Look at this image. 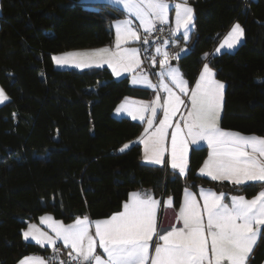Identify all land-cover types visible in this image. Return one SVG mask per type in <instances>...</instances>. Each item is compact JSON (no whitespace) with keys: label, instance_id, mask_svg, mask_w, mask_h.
Segmentation results:
<instances>
[{"label":"trees","instance_id":"1","mask_svg":"<svg viewBox=\"0 0 264 264\" xmlns=\"http://www.w3.org/2000/svg\"><path fill=\"white\" fill-rule=\"evenodd\" d=\"M189 1L194 37L176 63L192 85L206 56L241 23L239 47L208 58L225 82L220 126L264 137V0ZM0 7V85L9 96L0 105V264L46 256L50 249L23 237L43 213L65 222L107 218L134 190L171 194L178 204L186 185L247 197L264 189V182L236 185L201 175L206 147L191 150L186 177L144 163L141 143L120 151L143 123L116 118L114 109L124 97L149 91L128 76L115 78L107 66L57 68L53 54L112 44L122 10L82 0H0ZM263 263L264 226L246 264Z\"/></svg>","mask_w":264,"mask_h":264},{"label":"snow or ice","instance_id":"2","mask_svg":"<svg viewBox=\"0 0 264 264\" xmlns=\"http://www.w3.org/2000/svg\"><path fill=\"white\" fill-rule=\"evenodd\" d=\"M109 3L117 7V10H135L142 25L150 26L148 16H154L161 21L167 16L168 4L165 0H147L146 4L144 0L139 3L133 0H109ZM175 8L176 28L185 29L184 34L187 37V29L193 21V9L186 4H177ZM129 25L127 20L117 22V46L129 38H137V33ZM243 36L244 29L236 23L225 42L226 47L234 49ZM99 51L107 52L108 49ZM125 51L135 54L136 49ZM53 58L59 61L58 57ZM164 63L166 60L161 61V64ZM78 66L88 65L82 63ZM109 66L117 76L120 75L111 61ZM124 71H131V67L126 66ZM178 72V69H173L169 75L181 92L186 93L187 82L178 79ZM214 76L213 70L205 64L200 79L191 92V109L185 121L187 136L192 138L191 143L196 145L203 140L211 149L200 171L208 169V175L213 179H229L236 185L264 182V137L242 135L219 127L225 85L214 79ZM164 87L171 96V90L166 85ZM0 98L8 99L3 89H0ZM175 100L176 104L183 103L179 97ZM175 110L174 105L172 112ZM168 120L169 109L165 107L164 119L160 120V127L157 129L158 135L154 136L151 144L145 141V159L157 165L167 163L164 158L167 151L164 146V129L168 127ZM148 123L151 125V119ZM177 130L179 131L178 125ZM171 143V167L183 173L188 142L182 140L178 147L177 133L173 132ZM127 147L128 145H124V148ZM249 148L251 151L247 150ZM149 151L152 153L150 157L147 155ZM223 196V193L219 196L214 193L204 195L202 211L195 198L186 199L179 212L183 227H173L164 235L157 234L158 241L162 243L153 241V235L156 234L154 219L159 202L150 196L141 197L138 193L131 194V199L123 204V211L105 220L96 221L94 236L89 233L88 217H84L78 218L67 227L61 226L56 230L57 237L66 245H71L78 264H246L258 237L261 236L259 226L264 225V190L250 200L244 196H233L231 206L222 202ZM30 235L29 231L24 232L25 239ZM96 238L107 259L96 254ZM150 244L154 245V255H150ZM29 259L20 260L19 264H28ZM40 264L44 262L40 261Z\"/></svg>","mask_w":264,"mask_h":264},{"label":"crops","instance_id":"3","mask_svg":"<svg viewBox=\"0 0 264 264\" xmlns=\"http://www.w3.org/2000/svg\"><path fill=\"white\" fill-rule=\"evenodd\" d=\"M96 1L99 2L100 0H82V2H84V3H92V2H96ZM144 1H147V0H144ZM125 20L129 21V19L127 17L126 18L122 17L120 19H116L113 22L114 41L112 44L114 45L115 49L131 47L132 44H134L133 38H129L126 42H122L119 46H117V44H116L117 22H122ZM156 23H159V22H156ZM236 23H239V22L235 21L233 23V25L230 27V29L228 31L227 36L229 35L232 27ZM153 26L150 28L144 27V29H141L140 27L137 28L140 32L139 33L140 39L144 34L149 33L152 30ZM170 27L172 30V35L174 37L175 36L174 29H173L172 25H170ZM135 28L136 27L134 26L133 29H135ZM131 29H132V27H131ZM122 30H123V26H122ZM179 38L181 39L180 36H179ZM242 40L243 39H241V41ZM138 41H139V38H138ZM138 41L136 42L137 44H138ZM173 44H174V41H173ZM226 50H229V49H226ZM137 53H138V50H137ZM211 55L217 56L216 49H213L212 53H210V56ZM208 56H209V54L206 56V61L203 63L194 83L191 85L189 82V85L186 87V89H187L186 92H187V94H189L190 104H189V108H188L187 116H186L185 120L181 119L180 110H175V112L173 113L172 109L168 108L169 109V120H168V127L164 129V137H165V135L167 136L169 133V130L172 129V133L173 132L177 133V146L180 144L181 139L187 140L188 152H187V157H186L185 171L183 173H181L179 171V169H173L171 167L172 143H171V139H170L169 160H168V164H164V165L168 166L171 170L178 172L182 177L187 176L188 169H189L190 153H191V150L193 148L206 147L208 150V154H207L205 160L203 161L200 169L204 167V162L208 159L209 153L211 151V149L208 147L206 141L201 140V141H198V143L196 145H193L191 143L192 138L187 136V129L185 128V121L188 119V113H189V110L191 109V100H190L191 92L195 88L197 81L200 79V74L203 71L205 64H207L215 73L214 79L220 81V79H218L216 76L215 68L212 66L210 60H208ZM170 62L172 64L173 61H170ZM168 63L169 62L166 61V63H164V64H161V62L159 64H152V65H149L148 69H146V68L142 69V65H141V67H137L136 68L137 71H136V69H134L135 72L141 73L140 75L143 78L135 79L134 82L132 81V75L131 74L123 75V77H125V76L129 77L130 83L133 87L148 90L149 96L148 97L126 96L116 106V108H117L120 105V103H125V106L128 108H132L130 105H134V106H138L141 108L145 107V109H147V110H145L146 112L144 113L145 115H143L144 116L143 119L135 117V119L141 120L144 124H143V129H142L141 133L136 138L132 139V145H134L135 143H141V145H142V161L146 164H154V163H152L150 160L145 159V155H146V153H145V141H147L149 144H151L154 136L158 135L157 129L160 127V120L164 119V108L167 107V101L169 100V97H171L169 95V91H167L165 89L164 85H166L167 88L171 90V93H173V92L179 93L180 92V88L177 86L176 83H174L172 81V78L169 75V73L175 68H170ZM93 64H95V65H91V66L88 65L87 67H84L83 69L90 68V67L102 66V65H99L98 63H93ZM102 64H104V66L108 67L107 63H102ZM109 68L111 69V67H109ZM73 69H76V68H73ZM111 71H112V69H111ZM182 74H183V76H180V77L177 76V77H178V79H182L184 81V79H187V78L185 77L184 73H182ZM113 75L115 77L114 73H113ZM223 83L225 85V82H223ZM224 92H225V88H224ZM172 96H173V94H172ZM224 99H225V93H224ZM223 107H224V101H223ZM223 107L220 111V117L218 119L219 127L222 130L238 132V131H234V130L224 129L220 126V120H221V116L223 113ZM116 108L114 109V111L116 110ZM153 108H155V113H153ZM133 116H134L133 113H125L123 115V117H127L130 119L133 118ZM150 119H151L152 123H151V125H148V121ZM177 125L179 126V131L177 130ZM146 129H147V131H146ZM238 133H240L242 135H255L258 137H263V136L257 135V134H244L241 132H238ZM171 137H172V135H171ZM247 150L251 151L250 148ZM147 155L150 157L152 155L151 151H149L147 153ZM154 165H156V164H154ZM200 169H199V173L201 175L213 179L211 176L208 175V169H205L204 172H201ZM214 180L228 181V182L235 184L232 180H229V179H214ZM248 183H251V182H248ZM192 189H194V188H192ZM195 190H197V192H199L200 195L202 194L201 189L199 187L197 189H194L193 191H195ZM262 190H264V189H262ZM190 191L193 193V191L190 190V185L184 186L183 191H182V197H181V200L178 204L175 202L173 195H171V194L156 195L152 190H149V189L134 190V191L130 192V194H129V196L125 202H127L128 200L131 199L132 193H138V194H140L141 197H149L150 196L152 199L159 202L157 205V208H156L155 219H154L156 234L153 235V241L160 242V241H158V235H164L166 232L171 231L173 227H176V228H182L183 227V221H182V219H179V212H180L181 207L185 204L186 199H190ZM217 192L220 194L221 193L224 194V196L222 197V202L224 204L229 205V206H231V198L233 196H244L246 199L250 200L254 196L258 195V193H259L258 192L254 196L247 197V196H245L243 194H239V193L227 195L223 191H217ZM211 193H213V192H210L206 189L203 190L204 195L211 194ZM193 195L195 196V200H196L198 206L200 207V209L202 211L203 210V204H204V196L200 197L201 201L198 202L196 195L194 193H193ZM121 211H123V206H122V209L118 212H121ZM115 213H117V212H115ZM115 213H113V214H115ZM111 216H109V217H111ZM84 217H88V216H80V217H77V218H75L69 222H65L63 220L57 219L51 213H43L37 219H34V220L29 222V224L26 226V228L23 231V237H24V232L29 231L31 233V235L27 239L24 238L26 241L37 243L41 247L47 248L50 250L55 249L61 253H69L70 250L72 249L71 245H66L62 239H59L57 237V231L56 230L59 229L61 226L67 227L68 225L73 224L78 218L83 219ZM109 217H107V218H109ZM107 218L91 219L90 217H88V220L90 222L89 223V233L94 236V234H95V222L96 221H102V220H105ZM205 223H206V216H205ZM30 226H34V227L30 228ZM263 226L264 225L259 226L261 229V232H262ZM259 239H260V236L257 239V243H258ZM37 241H41V242L38 243ZM49 241H51V242H49ZM96 243L98 244V238H96ZM160 243H162V242H160ZM257 243L254 245L253 250L256 247ZM151 245L152 244H150V247H151ZM96 254L101 255L104 259H107L106 254L103 253V249L100 248L99 245H97ZM152 255H154V250H153ZM25 258H30L28 261V264H40V261H43L44 264H46V258H45V255H43V254H30V255L25 256L21 260H23ZM16 264H19V261Z\"/></svg>","mask_w":264,"mask_h":264},{"label":"rangeland","instance_id":"4","mask_svg":"<svg viewBox=\"0 0 264 264\" xmlns=\"http://www.w3.org/2000/svg\"><path fill=\"white\" fill-rule=\"evenodd\" d=\"M133 2L139 3L140 0H133ZM165 2L168 4L166 19L161 21V20L155 18L154 16H148L147 18L151 21L150 26H149V24H144V25L141 24L140 18L136 15L135 10H132V11H129L127 9L122 10L124 13L123 17H125V18L127 17L129 19L130 26L132 27V30L137 33V38L133 39L134 44H132L131 47L115 49L113 44H109V45L98 46V47H86V48L71 49V50H67V51H63V52L53 54V57L59 58V61H57V59L53 58L55 66L57 68H60V69L71 68V67L76 68V69H83L85 66H78V65H81L83 63L85 65L91 66V65H95L93 63H98L99 65H102V66H98V67H103L104 64H102V63H107L108 67H111V66H109V61H111V63L113 65H115L120 72L119 76H117L115 74V72H113L115 74V78L119 79V78L123 77V75L131 74L132 75V81L134 82L135 79L143 78L140 75L141 73L135 72L134 69H136L137 67H141V65H142V69L143 68L148 69V67H149L147 60L143 57L142 52H141V46H140L141 39L139 37L140 32L137 28H139V27L141 29H144V27L150 28L156 22L166 23V24L172 25L174 32H175V36L172 38V41H174V46L179 51L180 56L185 54L189 50V45H190V43L194 37V32H195L194 8H193V6L189 0H165ZM92 3H106V4H109L111 6V4L109 3V0H100L99 2L96 1V2H92ZM144 3L146 4L147 1H144ZM177 4H182V5L186 4L187 6H190L193 9V21H192V24L189 25V28L187 29V37H185V34H184L185 29L181 28V29L177 30V28H176V8H175V5H177ZM111 8L117 9V7H115V6H111ZM145 11L147 12L148 10L145 8ZM0 13H1V7H0ZM239 24L241 25V23H239ZM134 26L136 27L135 29H133ZM241 27H242V25H241ZM228 31L222 37V39L217 44V46L214 48V49H216L217 55H221L224 52H234L239 47V45L244 41V36H243V38H242L243 40L236 46V48L231 49V50L230 49L226 50V49H228L226 47V44H225V42L229 39V35L227 36ZM179 36L181 37V39L179 38ZM138 38H139V41H138ZM137 41H138V44L136 43ZM222 45H224V47H221ZM105 48L108 49L107 52L99 51V50L105 49ZM125 49H129V50L130 49H136V52H135V54H133V53H131V51H125ZM217 49H220V51H217ZM137 50H138V53H137ZM168 65L170 68H175V69L179 70V72H178L179 75L177 74V76H179V77L183 76L182 69L178 63L171 64V62H169ZM126 66L131 67V71L125 72L124 68ZM111 69H112V67H111ZM136 71H137V69H136ZM184 81L187 82L186 86H185V87H187L189 85V81H188V79H184ZM220 82L223 83L224 81L220 80ZM0 89H3L4 95L8 98L7 100L0 98V105H2L3 103H5L9 100V96L7 95L5 89L1 85H0ZM172 94H173V96H172ZM176 97H179L180 101H183V103L176 104V100H175ZM189 104H190L189 94H187V92L186 93L181 92V90L179 93H174V92L171 93V97H169V100L167 101V107L172 109L173 106L175 105L176 110H180L181 119H184V120L187 116ZM130 106L132 108L126 107L125 103H120V105L113 112V116L116 118H121V117H123V115L125 113H133V115L135 117L141 119V116L145 115L144 114L146 112L145 110H147V109H145V107L141 108V107L134 106V105H130ZM131 119H133V118H131ZM133 120L142 122L141 120H138V119H133ZM148 125H149V123H148ZM171 135H172V129H170L168 135L167 136L165 135V137H164V146L167 149V151L164 153V158L167 161V163H165V164H168V160H169ZM182 140L187 142V140H185V139H181V141ZM181 141H180V143H181ZM124 145H128V147L124 148ZM179 145H178V147H179ZM131 146H132V140L126 141L121 146L120 151H126ZM160 165H164V164H160ZM192 188L193 187L190 185V190L193 191L195 188L194 189H192ZM199 188L201 189V193H202L201 195L199 194V192H197V190L193 191V193L196 195V198L198 199V202L201 201L200 197L204 196V194H203L204 189H206L210 192H213L217 196L220 195V193H218L217 190H215L211 187H204L201 185V186H199ZM193 193L190 191V199L195 198ZM96 248H97V246H96ZM153 250H154V245H151V247H150V253L151 254L150 255H152ZM68 254L70 256H73V257L76 256V253L73 249H71Z\"/></svg>","mask_w":264,"mask_h":264},{"label":"built area","instance_id":"5","mask_svg":"<svg viewBox=\"0 0 264 264\" xmlns=\"http://www.w3.org/2000/svg\"><path fill=\"white\" fill-rule=\"evenodd\" d=\"M172 38L171 27L166 23H155L152 30L142 36L141 52L149 65L159 64L164 60L170 62L180 57ZM45 258L46 264H78L73 256L68 253H61L58 250H50Z\"/></svg>","mask_w":264,"mask_h":264},{"label":"water","instance_id":"6","mask_svg":"<svg viewBox=\"0 0 264 264\" xmlns=\"http://www.w3.org/2000/svg\"><path fill=\"white\" fill-rule=\"evenodd\" d=\"M176 63V60H173L172 64H175Z\"/></svg>","mask_w":264,"mask_h":264}]
</instances>
